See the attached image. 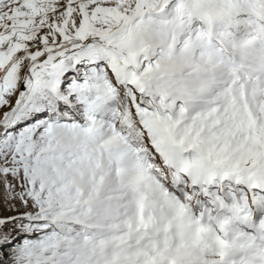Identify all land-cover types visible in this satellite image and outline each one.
<instances>
[{
  "label": "snow or ice",
  "instance_id": "obj_1",
  "mask_svg": "<svg viewBox=\"0 0 264 264\" xmlns=\"http://www.w3.org/2000/svg\"><path fill=\"white\" fill-rule=\"evenodd\" d=\"M0 264H264V0H0Z\"/></svg>",
  "mask_w": 264,
  "mask_h": 264
}]
</instances>
